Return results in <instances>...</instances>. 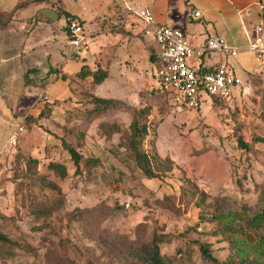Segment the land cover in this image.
Here are the masks:
<instances>
[{
    "label": "rangeland",
    "instance_id": "rangeland-1",
    "mask_svg": "<svg viewBox=\"0 0 264 264\" xmlns=\"http://www.w3.org/2000/svg\"><path fill=\"white\" fill-rule=\"evenodd\" d=\"M148 71L137 69L122 87L116 80L76 82L74 103L63 100L54 113L44 103L50 108L24 124L0 171V232L19 245L0 244V255L11 256L0 264L139 262L154 236L168 239L160 251L170 264H208L196 241L223 261L231 248L227 238L212 236L210 219L264 210V68L241 82L247 89L224 100L204 97L193 110H176L152 93ZM94 97L144 110L141 148L154 178L128 152L130 114L98 110ZM66 146L98 163L75 172Z\"/></svg>",
    "mask_w": 264,
    "mask_h": 264
},
{
    "label": "crops",
    "instance_id": "crops-1",
    "mask_svg": "<svg viewBox=\"0 0 264 264\" xmlns=\"http://www.w3.org/2000/svg\"><path fill=\"white\" fill-rule=\"evenodd\" d=\"M126 7L149 9L155 23L182 31L192 47L213 39L221 50L190 60L199 70L224 62L245 81L264 68V56L256 59L247 47L254 27L260 25L264 33V0H0V171L6 168L3 151L15 125L39 114L41 97L52 113L63 100L74 103L76 82L89 79L75 76L81 66L104 70L103 81L116 80L120 87L148 66L155 83V64L148 60L156 55V45L137 19L125 16ZM70 21L89 35L88 50L72 56ZM230 49L236 50L234 56L227 54ZM28 70L34 71L25 84Z\"/></svg>",
    "mask_w": 264,
    "mask_h": 264
},
{
    "label": "built area",
    "instance_id": "built-area-1",
    "mask_svg": "<svg viewBox=\"0 0 264 264\" xmlns=\"http://www.w3.org/2000/svg\"><path fill=\"white\" fill-rule=\"evenodd\" d=\"M126 12L125 16L131 15L137 19L143 26V34L154 41L157 49L154 89L158 88L176 110L197 109L204 97L224 100L230 98L238 87L247 89V86L241 83L242 81L229 70L224 62L206 71L199 70L190 64L191 59L199 57L206 50H221L213 39L208 40L204 46L195 48L190 45L182 31L155 23L149 9L126 7ZM67 31L71 56L81 51L86 52L89 48V35L82 25L76 21H70ZM247 47L256 59L263 58L264 33L260 25L254 27ZM226 52L229 56L236 54L235 49L226 50ZM40 102L47 103L46 97H41ZM23 121L24 117L15 125L7 140L4 155L17 139V135L23 132Z\"/></svg>",
    "mask_w": 264,
    "mask_h": 264
},
{
    "label": "trees",
    "instance_id": "trees-1",
    "mask_svg": "<svg viewBox=\"0 0 264 264\" xmlns=\"http://www.w3.org/2000/svg\"><path fill=\"white\" fill-rule=\"evenodd\" d=\"M21 6V5H20ZM73 18L70 17V20ZM153 53V52H152ZM34 70H28L24 74V83L29 84V74ZM75 76L79 79L90 78L93 83H101L105 77L106 72L99 68L90 70L87 66H81ZM155 95H162L160 90L154 89ZM94 106L96 109H106L108 107H115L117 109L125 110L130 114V122L128 124L127 131V149L132 156L137 168L147 178H154L156 175L151 166L148 155L141 148L142 141L147 135L148 127L145 120L146 114L144 110L136 109L133 106H128L120 100L113 99H101L94 97ZM217 100V99H212ZM48 104V103H47ZM49 105L42 106L38 117L43 115ZM36 118L26 116L23 121V125L27 122L34 121ZM254 139V138H253ZM252 139V140H253ZM255 140V139H254ZM262 141L261 139H256ZM238 146L242 149H248V145L241 142L238 139ZM66 151L74 165L75 172L80 171V165L84 166L95 165L98 163L97 159L86 158L83 159L72 147L66 146ZM52 169L58 171L61 177L66 175V171L63 166L52 163L49 165ZM215 221L217 229L210 232L212 236L220 235L227 238L231 252L228 253L223 261H219L212 255L210 246L207 243L196 241V246L200 258L208 264H264V210L256 213L253 217H247L241 213H219L213 216L210 221ZM236 220H240L236 222ZM187 232V231H186ZM185 234V233H184ZM168 239L163 236H154L150 242L145 246V257L139 259V262H130L122 264H170V262L164 258L160 251V244L166 243ZM0 244L9 246H19L17 243L9 239L5 234L0 232ZM0 258H11L4 255H0Z\"/></svg>",
    "mask_w": 264,
    "mask_h": 264
},
{
    "label": "water",
    "instance_id": "water-1",
    "mask_svg": "<svg viewBox=\"0 0 264 264\" xmlns=\"http://www.w3.org/2000/svg\"><path fill=\"white\" fill-rule=\"evenodd\" d=\"M155 59H156V56L153 54L150 56L149 60H148V63L150 65H154L155 64Z\"/></svg>",
    "mask_w": 264,
    "mask_h": 264
}]
</instances>
